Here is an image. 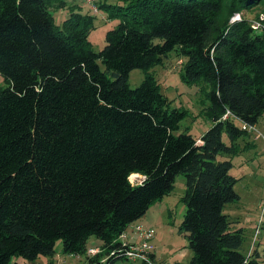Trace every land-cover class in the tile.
I'll list each match as a JSON object with an SVG mask.
<instances>
[{
    "label": "trees",
    "instance_id": "trees-1",
    "mask_svg": "<svg viewBox=\"0 0 264 264\" xmlns=\"http://www.w3.org/2000/svg\"><path fill=\"white\" fill-rule=\"evenodd\" d=\"M256 1L97 0L118 21L95 51L92 14L69 6L57 23L51 9L65 0H0V264L51 257L56 239L64 253H87L90 236L100 247L86 264L126 259L119 237L178 173L187 264H259L222 210L238 198L229 168L250 132L241 125L264 110V34L229 20ZM172 49L186 57L181 80L208 84L199 143L148 72ZM134 67L144 75L130 87Z\"/></svg>",
    "mask_w": 264,
    "mask_h": 264
},
{
    "label": "rangeland",
    "instance_id": "rangeland-1",
    "mask_svg": "<svg viewBox=\"0 0 264 264\" xmlns=\"http://www.w3.org/2000/svg\"><path fill=\"white\" fill-rule=\"evenodd\" d=\"M263 5L264 0H257L252 6L239 10V16L249 19ZM69 6H72L74 10L93 15V27L89 30L87 37L91 48L95 51L98 50L104 44V32L114 26L118 18L108 17L107 10L97 6V0H65L64 7L51 9L55 22L59 23L67 16ZM185 59L184 55L172 49L161 58L159 63L149 67L148 72L159 83L160 91L169 99L170 106L185 109L186 113L179 121L180 129L190 132L199 143L200 134L211 124V120L203 113V108L208 103L203 91L208 88V84L203 81L186 83L181 80L180 72ZM98 63L103 68V65ZM143 75L142 69L131 68L127 74V84L130 87L136 86L142 80ZM0 86H5L1 75ZM221 139L228 143L224 132L221 133ZM236 142L239 145V150L230 157L232 165L229 172L236 177L233 189L238 198L225 203L222 210L227 214L231 227H240L242 230L243 240L240 251L245 255L255 252L258 255L259 264H264V110L257 117L254 129L250 130L248 135L239 136ZM216 157L218 159L226 158L225 155ZM141 178L139 175L130 178V181L132 183L139 182ZM184 186V175L176 174L169 192L163 195L160 200L152 202L138 219L132 221V224L141 222L142 225L154 228L153 235L148 240L149 246L146 240L145 245L143 244L144 240H141L138 245V249L147 256L148 261L143 260L145 264H170L174 261L180 264L188 263L192 249L189 247L184 233L178 231V225L185 210V204L181 200ZM128 233H130L128 235L132 241L137 240L134 233ZM119 238L123 239L121 236ZM87 246L95 248L97 251L100 247L99 240L90 236ZM53 248L54 254L51 257L39 255L32 263L18 257L17 264H47L48 258H50L51 264H86V256L96 252L91 253L89 251L92 249L87 248L88 254L64 253L61 250L60 239L54 241ZM10 262L15 264L13 258ZM138 262V260L126 258L117 259L113 264H139Z\"/></svg>",
    "mask_w": 264,
    "mask_h": 264
},
{
    "label": "built area",
    "instance_id": "built-area-1",
    "mask_svg": "<svg viewBox=\"0 0 264 264\" xmlns=\"http://www.w3.org/2000/svg\"><path fill=\"white\" fill-rule=\"evenodd\" d=\"M241 17L239 16L238 12H235V14H233L231 16V19H229L230 21L233 20H238ZM248 20V25L249 27L256 33H260V34H264V5L261 9L257 10L256 13L250 17ZM226 115V113H224L221 117H224ZM243 128H246L247 130H253L254 129V124H247V123H242L241 125ZM130 225V230L131 233H134V235L136 236L137 240L132 241L130 239V237L128 236L125 237L124 234H121V237H123V239H120V247H118V251L120 252V254L125 255L127 258H131V259H140V260H147V256L144 255L139 249H138V245L140 243L141 240H144L143 244H146V241L148 243L149 246V242L148 240L151 238V236L153 235L154 232V228L148 226V225H142L141 222H136L134 224H132V222L129 224ZM146 240V241H145ZM88 249H92V251H89L91 253L95 252L96 249L95 248H88ZM112 251H110L109 253H111ZM144 252V251H143Z\"/></svg>",
    "mask_w": 264,
    "mask_h": 264
},
{
    "label": "bare ground",
    "instance_id": "bare-ground-1",
    "mask_svg": "<svg viewBox=\"0 0 264 264\" xmlns=\"http://www.w3.org/2000/svg\"><path fill=\"white\" fill-rule=\"evenodd\" d=\"M136 176H139V174H131L129 178H134Z\"/></svg>",
    "mask_w": 264,
    "mask_h": 264
},
{
    "label": "crops",
    "instance_id": "crops-1",
    "mask_svg": "<svg viewBox=\"0 0 264 264\" xmlns=\"http://www.w3.org/2000/svg\"><path fill=\"white\" fill-rule=\"evenodd\" d=\"M142 177V175H140Z\"/></svg>",
    "mask_w": 264,
    "mask_h": 264
}]
</instances>
